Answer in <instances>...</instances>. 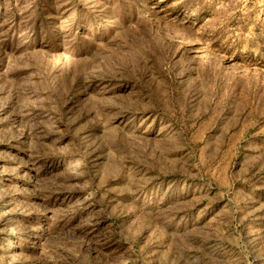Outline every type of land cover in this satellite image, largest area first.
<instances>
[{
  "label": "rangeland",
  "instance_id": "1",
  "mask_svg": "<svg viewBox=\"0 0 264 264\" xmlns=\"http://www.w3.org/2000/svg\"><path fill=\"white\" fill-rule=\"evenodd\" d=\"M0 264H264V0H0Z\"/></svg>",
  "mask_w": 264,
  "mask_h": 264
}]
</instances>
